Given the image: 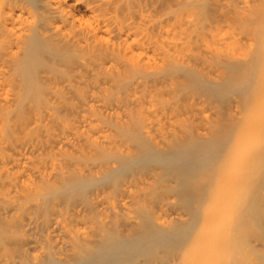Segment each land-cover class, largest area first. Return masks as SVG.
Returning <instances> with one entry per match:
<instances>
[{
  "label": "rangeland",
  "instance_id": "1",
  "mask_svg": "<svg viewBox=\"0 0 264 264\" xmlns=\"http://www.w3.org/2000/svg\"><path fill=\"white\" fill-rule=\"evenodd\" d=\"M53 50L0 113V151L37 143L50 171L26 187L0 170V264H264V37L226 26L145 68ZM83 114L105 141L58 142Z\"/></svg>",
  "mask_w": 264,
  "mask_h": 264
},
{
  "label": "bare ground",
  "instance_id": "2",
  "mask_svg": "<svg viewBox=\"0 0 264 264\" xmlns=\"http://www.w3.org/2000/svg\"><path fill=\"white\" fill-rule=\"evenodd\" d=\"M38 1L42 22L33 8ZM78 3L91 11L93 20L85 21L76 12ZM226 26L232 33L262 39L264 0H0V113L19 102L18 86L33 83L35 66L49 49L56 54L66 49L98 51L108 69L114 68L113 58L129 68L153 67L159 62L184 61V49L190 43L218 36ZM90 101L114 113L95 94ZM79 125L80 131L65 127L58 142L70 143L83 134L105 141L103 128L93 124L90 114L81 115ZM157 126L151 114L148 131ZM37 145L25 143L12 152L0 151V170L31 187L34 175L50 172L46 161L36 164L31 156ZM107 259L104 256L100 263L106 264ZM121 259L116 256L114 263H122Z\"/></svg>",
  "mask_w": 264,
  "mask_h": 264
}]
</instances>
